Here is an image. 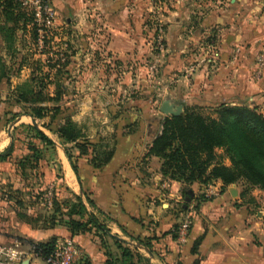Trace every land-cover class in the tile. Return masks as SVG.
<instances>
[{
	"label": "crops",
	"instance_id": "crops-1",
	"mask_svg": "<svg viewBox=\"0 0 264 264\" xmlns=\"http://www.w3.org/2000/svg\"><path fill=\"white\" fill-rule=\"evenodd\" d=\"M52 1L73 14L74 18L68 19L67 24L87 23L94 17L104 24L103 29L107 28L111 38L114 34L118 35L117 38L129 41L132 26L128 15L126 19H121L126 15L116 12V0H86L87 5L85 0H64L63 4L57 0ZM93 7L97 10L93 17L90 12L86 16L85 11H92ZM113 8L117 14L110 13ZM221 11L222 16L215 23L221 30V39L219 42L212 41L217 43V59L198 65V70L192 75L190 82L185 84L184 98L191 106L210 108L222 103L244 104L264 110V72L259 78L254 76L256 56L264 41V0H229V5H225ZM118 19L125 23L123 30L109 24ZM83 32V26L77 24L73 37H81ZM132 32L133 27L131 34ZM71 34L72 31L70 36H64L69 38L70 46ZM120 47V42L110 40L107 49L116 52ZM73 51L76 54V50ZM1 54L4 56L2 49ZM68 70L71 74L72 66ZM22 75L10 80L11 87L27 79V76ZM78 80L77 84L80 86L87 83V77L82 76ZM64 84L68 86L67 82ZM3 85H6L5 82L0 85V107L4 104L7 93L2 90ZM165 100L175 104L171 98ZM71 119L74 122L77 120L75 117ZM31 120L27 116H19L7 128L5 123L0 127V153L10 144V130L13 131L20 125H32ZM159 120L155 115L149 125L152 128L156 123L155 132L153 128L146 131L142 124L137 132L119 135L113 161L106 168L93 169L87 158L79 162V179L64 155L60 140L40 126L47 123V120L35 121L36 128L54 143L53 147L44 149V159L39 166L40 173L46 183L53 185L58 200L79 196L81 191L84 192L97 209L109 218L107 227L110 235L139 255L138 264H264V192L254 189L241 195L240 185L221 188V183L214 181L220 187V193L207 198L203 192L204 187L194 183L188 188L191 193L188 195V202H183L182 186L162 178L159 172L160 160L155 157L144 161L142 159L145 148L160 130ZM12 163H0V170L8 164L13 168ZM59 170L61 173H58ZM202 195L205 197L203 201L199 200ZM196 203L198 208L194 210ZM178 205H183L184 208L188 206V209L176 217L174 207ZM189 209L191 210L188 211ZM11 212L16 220L14 212ZM187 213L191 215L187 240L179 243L177 238L173 239L167 233ZM16 222L17 232L28 248L27 251H21L27 256L20 263L28 259L29 264H45L40 258L30 255L27 242L46 243L53 237L56 242L71 239L83 253V264L105 262L104 250L91 235L71 237L64 227L33 229L18 220ZM130 237L144 242L154 238L149 242L152 252L138 246ZM198 238L200 240L196 253L192 254L191 249ZM0 244L3 245L1 242Z\"/></svg>",
	"mask_w": 264,
	"mask_h": 264
},
{
	"label": "trees",
	"instance_id": "trees-1",
	"mask_svg": "<svg viewBox=\"0 0 264 264\" xmlns=\"http://www.w3.org/2000/svg\"><path fill=\"white\" fill-rule=\"evenodd\" d=\"M64 36H69V33H58L50 27L38 25L32 11L23 8L18 0H0V85L5 82L9 87L4 103L17 110L5 111L7 119L4 125L8 127L19 116L39 122L47 120L40 126L60 140L64 155L79 179V158L85 157L93 169H101L112 160L114 149L88 141L70 115L58 119L68 110L62 106L67 92L62 79L69 74L70 57L75 55L69 41H63ZM55 38L58 40L56 43L53 41ZM62 44L70 53L59 52ZM63 58L64 62H61ZM23 69L29 70L27 79L11 89V77L19 76ZM199 110L184 109L180 116L163 117L158 134L145 148L143 161L158 158L162 178L182 186V200L189 198L186 190L190 185L198 183L206 187L214 181H219L221 188L240 184L241 195L254 189L264 192V114L257 107L244 104L222 103L212 110V115L207 116ZM12 132L9 146L0 153V163L13 162L15 173L23 176L39 168L44 159V149L53 147L54 143L32 125H20ZM19 142L24 143L26 154L13 159L15 143ZM68 145L72 146L71 149ZM71 150L77 152L75 157ZM217 150L228 159V165L219 160ZM18 194L5 200L14 203L16 220L33 229L64 227L71 237L91 235L104 250V264H138L139 255L110 235L107 227L109 218L84 192L65 200L54 197L50 214L43 217L29 215L25 202ZM199 200H205L204 195ZM197 208L196 203L194 210ZM187 209L188 206L179 205L175 216ZM179 224H173L167 233L173 239ZM130 238L138 246L152 252L149 242L154 238L145 242ZM199 240L193 244L192 254L196 253ZM55 243L56 238L53 237L46 243L28 241L27 245L29 252L44 262Z\"/></svg>",
	"mask_w": 264,
	"mask_h": 264
},
{
	"label": "rangeland",
	"instance_id": "rangeland-1",
	"mask_svg": "<svg viewBox=\"0 0 264 264\" xmlns=\"http://www.w3.org/2000/svg\"><path fill=\"white\" fill-rule=\"evenodd\" d=\"M63 1L57 0L60 4H63ZM46 2L54 12L50 29L58 33H69V36L72 31L71 50H76V54L70 57L68 68L72 66L71 74L62 79L63 83H68L62 103V106L68 110L58 119L64 115L75 117L77 119L75 123L81 127L88 141L99 143L107 149H114L115 154L119 135L137 132L142 124L145 125L146 131L152 128L153 132L156 131V123L152 128L149 125L152 124L155 115L160 119L158 122H161L164 115L159 112V107L161 102L168 98H171L176 105H181L183 111L198 108L205 116L213 114L212 110L216 106L208 108L189 104L184 98L185 84L190 82L199 64L211 63L217 59V43L212 41H220L221 30L215 26V23L216 19L222 16L221 9L229 5V0H116V12L126 15L121 19H126L128 15L129 23L133 27V34H131L132 27L130 28L128 42L121 37L117 38L118 35L114 34L111 38L107 28L103 29L104 24L93 17V13L97 11L94 7L92 11L88 9L85 11L86 16L90 12L93 17L91 20L87 19V23L69 25L67 20L73 19V14L68 13L67 8L63 9L52 0ZM85 5H87L86 0ZM115 8L110 13L117 14ZM77 24L84 29L81 37L78 35L73 37ZM109 24L123 30L125 23L118 19ZM67 40L68 37H63V41ZM110 40L120 42V49L116 52L108 50ZM53 41L58 40L55 38ZM59 52L70 53L63 44ZM61 62H64V58ZM21 75L28 77L29 70H23ZM82 76L87 77L84 86L77 84ZM12 79L15 80L17 77L13 76ZM70 82L72 85L69 86ZM8 88L6 85L2 86L4 91ZM1 102L0 99V104ZM255 107L264 114V110ZM9 110L17 111L5 103L0 107L1 128L7 119L5 111ZM10 131L12 134V130ZM67 147L71 149L72 146ZM24 153H26L24 143H15L13 159L23 156ZM70 153L73 157L77 155L75 150H71ZM216 155L220 161L229 164L222 151L217 150ZM82 160H85V157L79 158L77 165ZM2 169L0 170V242L15 247L16 250L27 251V246L17 232V222L12 216L14 203L5 200L19 193L18 197L25 202L27 213L33 217H43L49 215L51 211V207L43 204V195L50 189L54 198L57 191L54 190L53 185L46 183L39 168L26 172L23 176L18 172L15 173V168L10 167L9 164L4 165ZM56 170H58L57 166ZM59 171L58 173H61V170ZM59 188L63 189V187ZM174 209L178 210L179 205ZM181 221L182 219L179 223Z\"/></svg>",
	"mask_w": 264,
	"mask_h": 264
},
{
	"label": "built area",
	"instance_id": "built-area-1",
	"mask_svg": "<svg viewBox=\"0 0 264 264\" xmlns=\"http://www.w3.org/2000/svg\"><path fill=\"white\" fill-rule=\"evenodd\" d=\"M22 7L34 14V21L38 25L52 27L54 12L49 7L46 0H18ZM39 44L41 42L39 41ZM264 72V41L256 56L254 76L259 78ZM204 194L207 198L215 197L220 193V187L214 183L204 187ZM52 193L48 189L43 195V204L47 207L52 205ZM189 209L188 211H190ZM190 214L184 215L182 221L176 230V238L179 243H185L191 224ZM30 255L36 257L35 254ZM26 253L16 250L12 246L0 244V264H20L25 259ZM83 253L71 239H64L55 243L52 253L45 259V264H83Z\"/></svg>",
	"mask_w": 264,
	"mask_h": 264
},
{
	"label": "water",
	"instance_id": "water-1",
	"mask_svg": "<svg viewBox=\"0 0 264 264\" xmlns=\"http://www.w3.org/2000/svg\"><path fill=\"white\" fill-rule=\"evenodd\" d=\"M182 106L181 105H175L171 103L169 100H164L160 107H159V112L164 115V117H177L182 114ZM31 123L34 127H37L35 121L31 120ZM187 195H191V193L188 191ZM186 202H188V198L185 199ZM20 264H29V260L26 259Z\"/></svg>",
	"mask_w": 264,
	"mask_h": 264
}]
</instances>
